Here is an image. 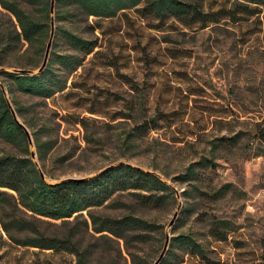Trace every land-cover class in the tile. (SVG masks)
Returning a JSON list of instances; mask_svg holds the SVG:
<instances>
[{"label": "rangeland", "instance_id": "374dc122", "mask_svg": "<svg viewBox=\"0 0 264 264\" xmlns=\"http://www.w3.org/2000/svg\"><path fill=\"white\" fill-rule=\"evenodd\" d=\"M180 1L203 12L230 8L235 2ZM61 5L66 17L55 19L56 0L50 13L54 35L47 64L51 61L66 88L43 99L18 91L10 94L5 87L11 104L13 100L29 107L19 117L33 126L27 127L29 132L45 125L43 138L53 142L45 160L51 177L44 174L45 179L87 176L119 161L155 172L174 199L154 208L137 204L123 192L113 197V204L98 208L109 215L132 212L155 224L141 252L149 264L160 254L166 230L170 241L189 235L201 250L169 245L160 264H264V18H222L202 27L190 18L183 23L147 17L140 3L108 18L88 16L67 2ZM66 9L71 12L65 14ZM12 22L13 17L0 13V31L11 30ZM63 31L95 41L96 46L84 56ZM48 38L49 31L44 39L21 42L18 51L0 59L5 62L0 71L14 72L28 62L31 65L24 68L36 70ZM54 54L76 59L62 65ZM75 60L80 63L69 71ZM77 117L89 119L86 128L76 123ZM136 124L140 137L130 144L124 138ZM29 150L35 153V146ZM21 153L18 146L0 139V155ZM200 161L204 165L196 166L197 182L178 179L188 165ZM178 202L177 217L168 228ZM214 218L227 221L223 240L211 231ZM80 220L75 225L81 229ZM85 237L92 261L131 264L122 241ZM0 264L76 260L64 250L14 244L0 228Z\"/></svg>", "mask_w": 264, "mask_h": 264}, {"label": "trees", "instance_id": "16d2710c", "mask_svg": "<svg viewBox=\"0 0 264 264\" xmlns=\"http://www.w3.org/2000/svg\"><path fill=\"white\" fill-rule=\"evenodd\" d=\"M50 1L0 0V13L5 12L14 18L11 30L7 28L0 31V59L18 51L21 42L32 43L48 35L51 19ZM61 2H67L73 10H80L88 16L106 18L140 3L142 4L140 11L145 10L147 17L159 19L170 17L183 23L184 18H190L192 22L201 23L202 27L210 22L219 23L222 18L231 22L245 20L250 16L264 18V0H235L232 7L212 12H203L195 4L180 0H56L57 20L66 17ZM67 9L65 14L71 12ZM64 33L71 46L84 56L91 53L96 46L95 41L82 38L70 31ZM11 44L15 46L11 47ZM54 57V61L62 65L67 64L70 59H76L75 56L70 58L69 55L60 54H54ZM79 63L80 61L75 60L69 71L74 70ZM4 64L5 62L0 60V65ZM28 65L31 63L17 67L27 69L24 67ZM1 74L7 78L0 79V85L6 87L10 94L18 91L46 99L66 88L59 76L52 71L51 61L35 75L5 70H1ZM12 104L15 105L14 110L20 118L29 110L27 105L19 102L12 100ZM88 120L86 117H77L76 123L86 128ZM22 123L33 129L31 124L27 125L25 119H22ZM45 130V125H39L30 133L40 168L47 177H51L45 168V160L53 142L51 139L43 138L46 135ZM260 135H264V129L260 130ZM139 137L140 124H136L127 132L124 139L133 144ZM0 139L18 146L22 151L19 155H0V228L11 242L40 250L70 252L74 254L76 264H101L90 259L93 250H89L90 245L85 235L95 240H120L131 264H149L141 252L150 233L155 231V224L132 212L109 215L98 208L110 201L113 204L116 202L112 200L113 197L123 192L130 195L139 205L160 207L168 199H174L172 190L163 180L150 171H143L128 164L115 165L88 180L52 183L43 180L30 157L26 134L13 118L1 87ZM208 162L212 163L210 160ZM197 165L204 164L200 161L188 165L178 179L182 182H197L199 179ZM187 193L188 190H184L182 195L185 196ZM80 218L81 229L75 225ZM68 224L72 226L65 232L62 231L63 226ZM226 225L227 221L223 219H213L211 231L217 240L225 239ZM175 243L186 245L198 252L201 250L199 244L189 235L180 234L169 241L170 246Z\"/></svg>", "mask_w": 264, "mask_h": 264}, {"label": "water", "instance_id": "95a60500", "mask_svg": "<svg viewBox=\"0 0 264 264\" xmlns=\"http://www.w3.org/2000/svg\"><path fill=\"white\" fill-rule=\"evenodd\" d=\"M53 11H54V0H51L50 1V13L52 14ZM53 35H54V20H53V17L51 16L49 38H48V42H47L46 47H45L44 56H43V59H42V62L40 64V66L36 70H33V69H14L15 72L24 73V74H28V75H35V74L40 73L45 68V66L47 64L49 50H50V45H51V41H52ZM0 87H1V90L3 92L4 98H5V100H6L7 104H8V107H9V109L11 111V114H12L13 118L23 128V130H24V132L26 134L27 141H28V146L31 147V148L34 147V141H33L31 133L29 132L28 128L21 122V120L17 116V114H16V112H15V110H14V108H13L11 102H10V100L8 99L7 91L4 88V86L0 85ZM30 157L34 161L35 166L38 169L41 178L46 181L45 175H44L42 169L40 168V165H39V162L37 160L36 154L32 150L30 151ZM118 164H128V163L123 162V161H119V162H117L115 164L107 165V166L101 168L100 170H98L97 172H95L93 174H90V175H87V176H82V177H67V178L60 179L59 181H56V182H61V181H66V180H88V179H90V178H92V177H94L96 175H99L102 172H104L105 170H107V169H109V168H111V167H113L115 165H118ZM128 165H130V164H128ZM152 173L155 174L156 176L160 177L157 173H155V172H152ZM50 183H52V182H50ZM176 197L177 198L179 197L178 193H176ZM179 208H180V202H178L177 208H176L175 212L173 213L172 219L170 220V222H169V224L167 226L168 228L171 227V225L173 224L174 220L176 219ZM169 241H170V234H169V231L166 230L165 239H164L162 250H161L160 254L158 255V257L156 258V260L153 262V264H160L162 258L164 257V255L166 253V250L168 248Z\"/></svg>", "mask_w": 264, "mask_h": 264}]
</instances>
